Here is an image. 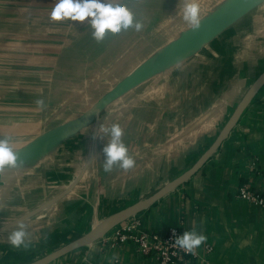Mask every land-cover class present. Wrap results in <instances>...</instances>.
Listing matches in <instances>:
<instances>
[{
  "label": "crops",
  "instance_id": "0c3cea01",
  "mask_svg": "<svg viewBox=\"0 0 264 264\" xmlns=\"http://www.w3.org/2000/svg\"><path fill=\"white\" fill-rule=\"evenodd\" d=\"M237 1L221 0L219 10L201 17L195 43L167 44L166 57L154 58L146 74L135 71L104 103L100 120L80 128L55 129L61 109L48 115L35 103L43 94L55 97L61 77L46 81L44 64L52 52L51 68L63 65V32L49 44L52 51L46 45L36 50L27 30L0 32V103L7 107H0V139L8 138L17 156L16 167L0 171V264H157L131 243L115 245L107 230L98 236L107 221L143 201L119 222L137 217L160 236L180 224L184 232L195 228L207 237L196 251L212 264H264V209L236 197L242 185L264 193V0H249L244 11L208 32ZM66 30L76 44L78 33ZM231 119L214 153L156 198L196 164ZM113 123L122 127L135 164L105 172L102 149L110 138L99 129ZM42 136L48 138L37 144ZM20 223L26 248L8 241Z\"/></svg>",
  "mask_w": 264,
  "mask_h": 264
},
{
  "label": "rangeland",
  "instance_id": "374dc122",
  "mask_svg": "<svg viewBox=\"0 0 264 264\" xmlns=\"http://www.w3.org/2000/svg\"><path fill=\"white\" fill-rule=\"evenodd\" d=\"M56 2L57 0H0V32L6 26H8L6 29L14 34L19 30H27L32 39L30 43L37 44L36 50H44L43 46L46 45L47 51L53 50L49 44L55 42V34L58 31L63 32L58 35L63 47L66 44L68 47L63 57V65L56 66V69L51 68L54 63L53 60L48 59V56H52L49 54L52 52L46 53L48 61L44 64L46 76L43 77L46 81L54 76L58 77V80L61 77L56 84L55 97L53 93L49 98L48 94L41 96L45 98V111H47L45 113L48 115L57 112V108L61 109V116H56V123H53L58 130L73 125L94 110L98 112L87 124L99 121L105 99L122 82H127L128 78L134 76L135 71L148 73L151 68L147 65L154 58L165 55L168 49L162 50V48L167 44L173 47L185 41L186 37L194 36V31L183 20L184 0H113L114 3L125 4L133 12L135 19L143 24V29L137 32L134 28H129L116 35L109 33L100 42L93 38V30L87 22H74L76 26H70L71 21L52 22L51 9ZM199 2L202 9L201 17L219 10L222 4L221 0H199ZM6 15L11 16L6 17ZM67 28L68 31L74 29L75 35L78 33L76 44L69 43L71 36L65 32ZM83 55L87 56L86 60L78 59L77 63L70 60V57ZM124 58L126 66L122 67ZM133 62L141 65L128 67ZM52 69L55 72L51 76ZM126 86L129 90H135L133 84ZM71 98L76 100L70 101ZM3 106L7 108L5 104L0 103V107ZM5 108H0V113L5 112ZM47 138L42 136L36 142L42 144Z\"/></svg>",
  "mask_w": 264,
  "mask_h": 264
},
{
  "label": "clouds",
  "instance_id": "9594fccd",
  "mask_svg": "<svg viewBox=\"0 0 264 264\" xmlns=\"http://www.w3.org/2000/svg\"><path fill=\"white\" fill-rule=\"evenodd\" d=\"M201 4L199 0H184L182 16L184 22L193 30H199L201 25ZM50 19L54 23L64 21L87 22L90 24L93 38L100 42L107 34L116 35L121 31L134 28L140 32L143 24L135 19L133 12L121 3H114L113 0H57L51 9ZM38 109L43 110L45 101L43 98L36 100ZM99 133L108 136L110 139L102 149L105 155L103 168L105 172L112 170L114 165H119L124 170L134 167L135 161L129 155L128 148L122 141L123 129L119 123L110 126H101ZM17 156L10 145L8 138L0 139V171L5 167H16ZM27 232L25 225L20 223L16 230H13L8 237L9 243L15 247H27ZM207 240V237L195 228L185 231L177 237L174 246L187 253L195 254Z\"/></svg>",
  "mask_w": 264,
  "mask_h": 264
},
{
  "label": "built area",
  "instance_id": "2783aa9c",
  "mask_svg": "<svg viewBox=\"0 0 264 264\" xmlns=\"http://www.w3.org/2000/svg\"><path fill=\"white\" fill-rule=\"evenodd\" d=\"M236 197L264 209V193H256L247 185L238 188ZM107 231L115 245L131 243L139 255L153 259L157 264H184L185 261L190 264H212L197 251L191 254L174 246L175 239L184 233L181 224L168 228L166 233L160 236L144 229L139 218L132 217L123 223L116 222ZM210 250L208 246L204 249L206 252Z\"/></svg>",
  "mask_w": 264,
  "mask_h": 264
},
{
  "label": "water",
  "instance_id": "95a60500",
  "mask_svg": "<svg viewBox=\"0 0 264 264\" xmlns=\"http://www.w3.org/2000/svg\"><path fill=\"white\" fill-rule=\"evenodd\" d=\"M249 0H238L236 3H234L231 7H229L224 13H222L220 15V17L218 19H216L211 26L209 27L208 32L209 33H214L217 29H219L222 25H225L226 23H228L229 20H231V18L237 16L238 14H240L242 11H244V9L246 8L247 4H248ZM187 39L183 42H180V44H177L175 47H178L180 45H185V44H191L192 42H194V37H186ZM170 53V51H167L165 53V55L163 56H167ZM261 83V80L258 81L257 85ZM255 89V88H254ZM119 91V89H115V91L111 92L106 98L105 100L107 101L109 98H111L112 96H114L117 92ZM254 91V90H253ZM105 101V102H106ZM100 110V109H99ZM98 110H94L93 113H88L87 115H85L84 117H82L81 119H79L76 123H74L73 125H71L74 128H80L82 126H84L85 124H87L92 117L94 116L95 113H97ZM234 123V119H231L226 126L223 128V130L219 133L218 137L216 138V140L214 141V143L211 145V147L200 157V159L196 162V164L189 169L185 174H183L180 178H178L172 185H168L167 187H165L163 190H161L157 195L156 198L161 196L163 193H165L167 190L173 189L176 185L183 183L185 180H187L203 163L204 161H206L213 153L214 151L217 149V147L219 146L220 142L225 138V136L227 135L228 131L230 130L231 126ZM70 126V125H68ZM67 127V126H66ZM65 127V128H66ZM40 144V143H39ZM148 203V201H143L138 203L137 205H135L134 207H132L131 209H128L124 212H122L120 215H118V217H114L111 220L107 221L106 224L104 225V227H102L100 229V231L98 232V236L101 235L103 232H105L106 230H108V228L110 226H112L113 224H115L116 222H119L121 220L122 217L128 215L129 213H131L132 211L145 206ZM88 240H90V236L86 237ZM72 243L70 245H67L65 247H63L62 249L56 251L55 253H53L49 258H55L69 250H72L76 247H78L79 245H81L82 243H84L87 239ZM87 240V241H88ZM86 241V242H87ZM47 260H50V259ZM46 260V261H47ZM45 261H38V262H34L32 264H43Z\"/></svg>",
  "mask_w": 264,
  "mask_h": 264
}]
</instances>
